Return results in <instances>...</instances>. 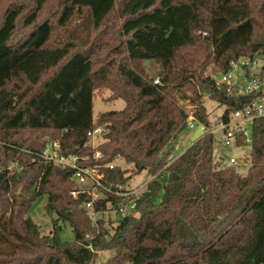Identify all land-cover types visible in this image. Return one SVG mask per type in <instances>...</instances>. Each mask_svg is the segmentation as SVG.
I'll use <instances>...</instances> for the list:
<instances>
[{"label":"trees","instance_id":"obj_1","mask_svg":"<svg viewBox=\"0 0 264 264\" xmlns=\"http://www.w3.org/2000/svg\"><path fill=\"white\" fill-rule=\"evenodd\" d=\"M52 1H15L0 20V264H91L109 251L110 264H264V122L254 123L244 163L216 161L208 133L172 155L186 129L181 103L204 127L205 95L237 109L206 70L224 73L232 60L264 55V0H61L55 22L42 18ZM117 4L122 40L107 52L119 56L116 64L98 65L93 43L55 39L57 27L64 31L84 11L98 31ZM19 27L26 32L18 35ZM144 61L157 65L159 84ZM100 89L125 103L98 118L100 163L120 156L131 166L105 170V182L141 172L152 179L137 217L101 216L92 226L83 208L90 197L70 195L73 171L38 155L58 141L60 154L92 159L84 145ZM41 196L56 216L49 236L27 217ZM60 222L72 242L60 241Z\"/></svg>","mask_w":264,"mask_h":264},{"label":"built area","instance_id":"obj_2","mask_svg":"<svg viewBox=\"0 0 264 264\" xmlns=\"http://www.w3.org/2000/svg\"><path fill=\"white\" fill-rule=\"evenodd\" d=\"M207 70V76L214 82L215 87L225 90L234 104H238V107L229 111L227 106H220L223 111L215 118L217 123L215 130L211 127L209 116V126L204 127L194 119L193 107L187 102L181 103L187 113L185 132L192 134L190 145L206 133L215 136L218 132L221 134V143L224 147L245 148L249 153L253 141L254 123L264 122V55L244 56L232 60L224 73L213 65H210ZM217 75L220 76L219 79L216 78ZM154 84H159L158 78L154 80ZM199 127L201 134L193 140L192 137ZM102 135V125L95 123L86 133L84 146L94 150L92 159L88 155L65 156L60 154L58 141L48 142L43 152L38 155L44 163L73 171L71 180L75 184V189L70 192V195L74 200H77L81 194L90 197V200L84 203L83 208L92 226L96 225L101 216H104V220L112 217L115 220L137 217L139 215L137 203L141 193L150 182L136 185L132 177L124 182H105V170L123 167V160L120 156H116L108 164L100 163L103 155L97 148L102 142ZM177 148L178 145L174 144L172 150L175 151ZM90 160L93 164H88ZM245 160L246 158H230L226 165L244 163Z\"/></svg>","mask_w":264,"mask_h":264},{"label":"rangeland","instance_id":"obj_3","mask_svg":"<svg viewBox=\"0 0 264 264\" xmlns=\"http://www.w3.org/2000/svg\"><path fill=\"white\" fill-rule=\"evenodd\" d=\"M19 0H0V20L4 10ZM260 1V0H259ZM61 9V0H53L45 9L42 18H49L51 21L55 22V19ZM121 5L117 4L115 10L109 15L105 20L102 27L98 31H94L89 23H87V12L84 11L80 14H76L66 29L63 31L59 27L56 29V40L61 38H77L83 44L88 42L93 43L95 50V60L98 62V65L106 63V61L111 60L113 63H117L119 56L116 53H107L109 50L115 48L118 43L122 40V35L120 31L122 18L120 15ZM26 30L19 27L18 35L25 33ZM17 35V36H18ZM78 42V43H79ZM115 50V49H114ZM116 52V51H115ZM141 67L148 74L149 77L157 78L158 68L157 65L152 61H144L141 63ZM208 74V70H206ZM203 105L206 109V112L209 116V121L211 122V127L216 130V120L215 118L223 111V108L218 106L217 103L213 102L204 96ZM125 106V103L122 99H117L109 90H98L93 99V120L95 124H100L98 118L100 114L109 112V111H119L122 110ZM188 109V108H187ZM192 134H186L184 132L178 137L176 144L178 148L172 152L174 157L182 154L191 143ZM215 145H214V159L216 161H222L224 164L229 163L230 158L235 159H244L248 158V149L241 148H227L224 147L221 143V134L215 133ZM173 158V157H172ZM171 159V158H170ZM123 167L130 168V165L122 163ZM15 165H10V169L15 170ZM245 171V170H244ZM242 172L243 174L245 172ZM132 179L136 185H142L148 183L151 180V177L147 172H141L139 174H133ZM23 193L22 188L17 189V194L20 195ZM46 197H39L32 205L29 210L27 217H29L33 223L38 226L40 234L42 236H49L52 233V220L56 219V216H51L48 214L45 209ZM108 220V219H106ZM109 220L114 221L112 217ZM59 239L61 242L70 243L73 241L74 236L71 227L68 223H59ZM111 229V228H109ZM112 232V231H111ZM113 252H99L96 254V257L91 264H110L109 261L113 256ZM127 264V263H125Z\"/></svg>","mask_w":264,"mask_h":264},{"label":"water","instance_id":"obj_4","mask_svg":"<svg viewBox=\"0 0 264 264\" xmlns=\"http://www.w3.org/2000/svg\"><path fill=\"white\" fill-rule=\"evenodd\" d=\"M219 75L216 76L217 79H219ZM201 134V128L199 127L198 130L193 135L192 139L195 140L199 135Z\"/></svg>","mask_w":264,"mask_h":264}]
</instances>
